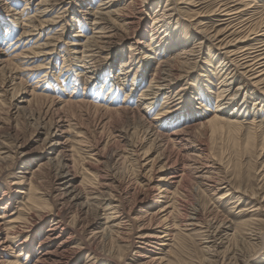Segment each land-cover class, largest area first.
I'll list each match as a JSON object with an SVG mask.
<instances>
[{
    "label": "rangeland",
    "instance_id": "374dc122",
    "mask_svg": "<svg viewBox=\"0 0 264 264\" xmlns=\"http://www.w3.org/2000/svg\"><path fill=\"white\" fill-rule=\"evenodd\" d=\"M130 1L103 8L99 0H0L5 57L58 37L51 53L24 56L28 60L21 67H26L14 80L0 67V211L8 201L1 226L26 216L31 184L29 175L19 181L17 169L36 170L34 193L48 201L40 206L44 214L28 215L30 229L12 240L10 250L0 248V264H39L36 258L50 245L45 234L60 207L49 202L55 199L51 189L59 153L66 156L68 175L75 174L71 183L61 184L69 188L67 198L79 189V197L72 203L66 199V207L63 203L65 209L71 206L61 233L69 264H264V91L257 88L264 81L255 84L239 72L229 74V62H221L227 61L224 49L218 51L216 39L200 30L199 18L208 32L223 25L211 13L216 0L197 5L189 0ZM247 1L264 16V0ZM116 7L126 17L139 16V22L125 29L122 19L112 15L111 23L120 27L112 41L102 43L105 49L94 57L86 56L91 20ZM39 18L49 20L39 24ZM25 29L37 33L24 37ZM177 53L174 99L168 102L165 94L155 93L143 114L132 111L160 79L161 63ZM240 82L246 93L242 87L235 90ZM220 89L226 90L217 100ZM219 102L221 109L215 110ZM160 111L156 129L164 135L157 139L147 128ZM213 112L226 122L199 125ZM232 117L241 126L227 122ZM183 126L182 137L172 141V130ZM15 144H22V153L13 154ZM46 159L51 161L37 167ZM201 167L204 179L197 175ZM174 169L183 172L176 182L167 176ZM146 209L156 214L147 224L158 233L168 229L171 236L140 247L130 239L141 226L135 217ZM191 211H197L195 219L188 217ZM22 238L33 251L15 255ZM142 250L155 258L146 263L149 257L142 259Z\"/></svg>",
    "mask_w": 264,
    "mask_h": 264
},
{
    "label": "bare ground",
    "instance_id": "6f19581e",
    "mask_svg": "<svg viewBox=\"0 0 264 264\" xmlns=\"http://www.w3.org/2000/svg\"><path fill=\"white\" fill-rule=\"evenodd\" d=\"M114 1H116V0H99L98 5L101 4V6H103V8H108L109 6H111L114 3ZM130 2L132 4L136 3L135 0H131ZM189 2L192 5H197V4H200L202 2V0H189ZM131 3H129V4H131ZM25 6H27V5H25ZM137 9H139V8H137ZM99 13L100 14L95 15L94 18L90 22L92 34L86 38L85 43H84L85 48L83 49L84 51L87 52L86 56H91V55L93 56V55H95V53L96 54L99 53L101 50L105 49L104 45H102V43H110L112 41V36L115 34L114 30L120 28L116 25H113L114 22H113V24L111 23L112 20H115L111 17L112 15H116L122 19V26H125V29L131 25H136L137 22H139V18H138L139 16L135 19L131 18V17H126V14L124 13L123 9L120 7H116L114 9H106V10L99 12ZM211 13H213V15L215 16V20L217 21L216 22L217 25L223 24L222 26L215 28L213 30V32L212 31L208 32V30H206L207 29V27H205L206 24L203 22H200L201 18H199L197 21H199L198 23H199V26H201L200 27L201 31H203L207 35L213 37L214 39H216V43H214V45L218 49V51L220 48L224 49L222 53H226L225 58H227V61L222 60L221 62L223 64H225L226 62L227 63L229 62L226 68H230V70H228L227 72L229 74L231 73L232 75H234L236 72H239L243 76H245L247 79H253L252 83H255V84L262 83L264 81V16L259 14V10H257L256 7H254V4H250V2L247 0H216L214 8H213ZM30 18H32V16H30ZM48 20H49L48 18H39L40 23L39 22L38 23L39 24L47 23ZM30 21H31V19H30ZM33 29H38V27H36V25H35V27ZM35 33H37V32L25 29L22 32V36L33 37V34H35ZM50 37H52V36H50ZM57 39H58V37L55 39H51V38H47L46 40L44 39V41H40L39 43L32 45V47H30L28 49H23L24 51H21V52L20 51L15 52L13 55L11 54L8 57L4 56V54H6V52H4L3 50L2 51L0 50V67H4V69H7L8 74L6 76L9 77L10 79L11 78L13 79L17 74L20 75V71L26 67L25 66L22 69L21 64L23 62L25 64V62L28 60V58L30 59L34 55H42V54L51 53L52 52L51 50H53V49L50 50L49 48L54 46V42ZM9 42H11V40ZM45 46H48V47H45ZM29 53H33V54L29 55ZM178 54L179 53L175 54V56H173V59H166L161 63L160 71H162V75L160 76V79H158L157 81H155L154 83L151 84L150 91H146L143 93V95H141V97H142L141 101L139 102V104H137L138 106L133 108L132 111L143 114V112L145 111L144 109H145L146 104L147 105L150 104V100L152 99V97H154L155 93L165 94L166 95L165 99H168V102H171L174 99L171 96V89H172V87L176 81L175 77L177 76V74H176V71L174 70V68H175L174 61L177 60L176 58L178 57ZM24 56H29V57L27 59H25ZM81 56H82V54H81ZM86 56L84 54L83 57L85 58ZM18 57H19V59H18ZM14 58L18 59L19 61L16 65H11L13 63L11 60H13ZM123 63L125 64L124 61L121 64H123ZM30 68H32V67H30ZM5 73L3 72V75ZM227 74L223 75V77H221L220 81L222 83L225 82V78H226ZM86 76H87V74H86ZM19 78H20V76H19ZM227 79H229V78L227 77ZM19 80H22V78H20ZM20 83H21V81H20ZM243 83L244 82H240L238 84V86L235 88V90L240 89L242 87ZM3 85H5V84H3ZM242 88H244V86ZM257 88L258 89L261 88L262 91H264V86H260ZM144 90H147V88H144ZM224 90H226V89H220L221 93H219V98L217 100L222 99V95H223L222 93ZM243 92L246 93L245 88H244ZM32 94H33V92H32ZM34 94H35V92H34ZM232 97L233 96L231 95L228 98H232ZM68 100H70V99H68ZM80 101H84V100L81 99ZM254 102H256V99H254ZM137 103H138V101H137ZM220 104H221L220 102L217 104V107L215 108V110L221 109ZM105 108H107L109 110L110 109H115V110L116 109H125V108H120V107L116 108V107H107V106H105ZM162 113L163 112L160 111L159 114L152 116V118H151L152 120L149 121V123H148V128H147L148 132L156 138L160 137V136L163 137V135H164V134L162 135V133L159 132V130L157 131V129H156V127H157L156 123H160L159 120L161 118H159V117H161ZM225 122H226L225 117H223V115H219L216 112H213V114L210 117L205 119V122L202 121V122H200V123L198 122V123H199V125L200 124L201 125L202 124H204V125L209 124L210 126H216L218 124L221 125ZM227 122H234L237 125V127L241 126V124L237 120H235V118H233V117L231 119H227ZM55 126H59V124L56 123ZM183 129H185V127L184 128L179 127L175 131L172 130L171 134H173L174 136L171 138V136L167 135L166 139L168 140L169 138H171V140L173 141L175 138H181L182 137L181 133H182ZM154 137H152V138H154ZM55 138H59V136H55ZM183 139H184V137H183ZM171 140H170V142H171ZM20 145H22V144L13 145L15 147V149H13V151L16 150V151H14L16 153H13V154L17 155L18 153L19 154L22 153V151H21L22 147L20 148ZM11 157H13V159H14L15 156L11 155ZM65 157L66 156H64L62 153H59V158L57 159V162L55 163V166H54L55 169L53 170L54 171V174H53L54 178H53V187L51 186L52 187V189H51L52 193L51 194H52V196L55 197V199L51 200L50 197L49 196L48 197L50 200L49 202H51L54 205L58 204V206L60 204V207L57 208V209H59L56 212L57 216L51 218V222L49 224L50 226L47 228L48 233L45 234V238L47 239L46 241L50 245L48 247H46L41 252V255L38 258H36V262H39V264H69V260L67 259L68 256L65 253V252H67V247H68L67 246V239L66 238L62 239L61 233H62V230L64 228L63 223L65 220V216L68 212L66 210H68V208L71 206H68L65 209L63 207L64 206L63 203H65L64 201H66V199H67V202H68V200H70V202L72 203V199L75 200L77 197H79L78 193H77V190H79V189L74 191L75 193H72V195L70 197H68L69 199L67 198L66 193L69 191V188L65 187V185L68 183H71L73 181L75 174L73 175V173H71L72 175H68V168H67V164H66L67 162H65V160H64V159H66ZM13 159H12V162H13ZM49 161H51V160H48V159L39 160L37 167L40 166L41 164H45L46 162L49 163ZM21 162H22V158H21ZM199 166H203V165L199 164ZM195 167H198V166H195ZM195 167H194V169H195ZM204 170H206V169H204ZM17 171L20 172L18 175L20 177L19 181H22V179H24L26 177V175H29L27 177L30 179L29 181L31 184V188H30V195L28 196V202L26 203V205L23 208V210H24L23 212L26 214V216L23 219L21 216H15L13 218H9L7 221H5L6 222L5 226H3V225L1 226V221H0V232L4 231V235L0 236V248H1V250L5 249L7 251L13 247L12 240L14 238L21 235L23 232H25L27 230L26 228L30 229V226L26 225V219L28 218V215H30L34 211H38V210L40 212V215L44 214V212L40 206L41 205L43 206V205H45V203H48V201L45 200L46 197H45V199H42L41 197L40 198L37 197L36 193H34L36 191L35 188L37 185V184L34 185L35 182H33L34 181L33 178L36 174V170L34 171L33 169H29V167H21L20 169H17ZM196 171L198 172V174H197L198 176L201 175V177H203L202 176V174L204 173V172H202L203 167L198 168ZM181 173L183 174V172L178 173V170L174 169L167 176L169 178H172V179H170L171 181L176 182L178 179H180L182 177ZM194 175L197 176L196 174H194ZM206 176H208V175H206ZM204 178H206V177H203V179ZM24 181H25V179H24ZM61 181H63V182H61ZM64 182H66L65 185H61ZM54 183H56V184H54ZM160 187H162V185H160L159 188ZM161 189L163 191L166 190L165 187H162ZM69 193H71V192H69ZM1 195H3V193ZM1 195H0V197H1ZM103 199H105V198H103ZM116 199H119V198H116ZM88 201H89V199H88ZM51 203H49V204H51ZM7 204H8V201L5 200L1 206L0 218L4 217V215H6ZM67 204L65 205V207L67 206ZM86 204H88V203H86ZM250 209H252V208H250ZM253 209H254V207H253ZM188 213L189 212H187L186 215ZM191 214H192V216L188 215V217L195 219V217L197 215V211H191ZM155 215H156L155 211H150V210L146 209L141 215L135 217L137 223H139L141 226L136 231L134 238L130 239L132 241V243H137L138 246L142 247L143 244H145V245L150 244L151 241L156 240V238H158V237H161L164 235H170V231L168 229L164 230V232H162V233H158L159 230H157L156 226L147 224V222L149 223L150 221H152V218L155 217ZM64 224H65V226H67L66 223H64ZM68 234L70 235V233H68ZM69 235H67L66 237L69 238L70 237ZM25 241H26L25 238H22V240L19 241V244L18 245L16 244L17 245L16 250H18V251L15 255H20L21 253L24 254V252H25V254H29V252L33 251L32 246H30L28 243H25ZM147 252H148L147 250H142L140 253L142 259H144L145 257H149L148 259L144 260L145 262L147 260H152L155 258L153 256L150 257V254ZM2 260L3 259L0 258V262Z\"/></svg>",
    "mask_w": 264,
    "mask_h": 264
}]
</instances>
